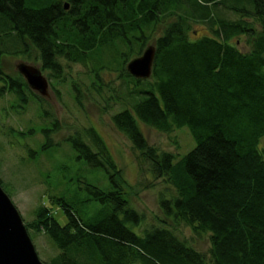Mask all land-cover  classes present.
<instances>
[{
	"label": "trees",
	"instance_id": "obj_1",
	"mask_svg": "<svg viewBox=\"0 0 264 264\" xmlns=\"http://www.w3.org/2000/svg\"><path fill=\"white\" fill-rule=\"evenodd\" d=\"M193 24L207 34L191 37ZM151 40V75L133 78L125 66ZM30 48L47 80L62 82L64 65L79 64L99 92L100 74H117L123 108L111 121L168 193L158 198L165 219L136 233L143 216L101 137L92 128L83 130L88 142L70 135L74 161L102 169L109 185L79 175L53 185L24 223L58 251L44 264H264V0H0V63ZM8 94L14 106L30 97L43 110L21 76L0 67V98ZM138 122L160 133L187 127L195 145L180 157L161 151ZM180 225L206 234L207 251L180 237Z\"/></svg>",
	"mask_w": 264,
	"mask_h": 264
},
{
	"label": "rangeland",
	"instance_id": "obj_2",
	"mask_svg": "<svg viewBox=\"0 0 264 264\" xmlns=\"http://www.w3.org/2000/svg\"><path fill=\"white\" fill-rule=\"evenodd\" d=\"M158 33L159 30L155 35ZM189 34L191 37H201L207 34V31L204 26L193 24ZM151 43L152 40L149 41V44ZM236 43L240 49L245 48L243 38ZM18 62L38 68L40 66L36 51L30 48L28 56L5 55L1 59L0 67L5 73L15 76L18 75L15 70ZM63 71L62 82L48 78L49 91L48 97L43 98L46 105L42 106L43 110H40L36 101L30 97L26 105L19 102L17 106H14L10 94L0 98V185L24 223L31 221L35 207L55 192L51 189L53 185L60 186V189L73 175L82 176L88 182L106 188L109 181L105 172L75 162L73 152L65 142L76 132L88 142L84 131L92 128L101 137L108 155L124 180L122 190L129 206L143 216L139 228L132 227L141 235L143 231L140 229L158 224V219H165L159 210L158 198L160 195L167 196V185L151 175L148 163L111 121L112 114L123 108L118 102L119 99L114 100L121 89L117 74H100L102 88L97 92L90 88L89 82L93 79L85 75L86 71L79 64H65ZM41 72L47 76L45 71ZM71 81L76 82L79 92L73 91ZM49 115L57 120V131L49 125ZM138 126L149 145L177 154L178 157L195 145L187 127L175 129L170 133H160L140 122ZM43 130H47L49 140L44 136ZM44 143L45 147L41 145ZM69 187L72 185L69 184ZM54 213L58 222L63 224L65 216L57 209H54ZM166 222L168 226H172L169 220L166 219ZM175 232L191 242L198 251H207L206 234L193 235L190 229L183 225L176 226ZM28 235L42 262H47L58 253L42 233L30 231Z\"/></svg>",
	"mask_w": 264,
	"mask_h": 264
},
{
	"label": "water",
	"instance_id": "obj_3",
	"mask_svg": "<svg viewBox=\"0 0 264 264\" xmlns=\"http://www.w3.org/2000/svg\"><path fill=\"white\" fill-rule=\"evenodd\" d=\"M67 8V5H64ZM155 57L152 44L145 46L141 54L130 59L125 69L136 79H148ZM15 70L28 88L42 98L48 97L49 83L36 66L18 62ZM0 264H44L38 257L24 222L0 185Z\"/></svg>",
	"mask_w": 264,
	"mask_h": 264
}]
</instances>
